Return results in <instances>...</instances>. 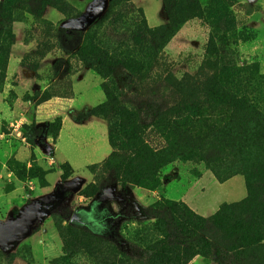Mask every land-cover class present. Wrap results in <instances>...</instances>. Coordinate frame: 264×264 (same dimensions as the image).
<instances>
[{
    "label": "rangeland",
    "instance_id": "374dc122",
    "mask_svg": "<svg viewBox=\"0 0 264 264\" xmlns=\"http://www.w3.org/2000/svg\"><path fill=\"white\" fill-rule=\"evenodd\" d=\"M63 1L71 8L68 16L55 5L45 6L44 0H0V63L7 66L6 77L0 78V223L16 221L27 207L39 210L41 216V223L31 235L0 244V264H155L163 248L168 255L175 252L173 258L178 255L182 264L188 244L182 242L174 248L165 226L145 212L163 202H182L183 194L194 183L195 193H200L195 197L198 212L188 209L195 215L209 218L222 204L237 201L239 197L231 196L227 186L217 183L209 170L223 160L176 161L162 170L155 184L143 186L114 176L112 165L109 169L99 168L97 178L77 165L76 177L84 182L74 179L67 183L72 174L59 185L57 174L48 178L49 169L43 168L53 151L48 126L43 128L34 121L37 108L43 104V93L50 88L60 96L69 94L72 75L84 69L78 52L63 50L62 31L86 34L103 18L86 28L80 24L64 28L78 20L94 0ZM162 1L151 3L154 13H158ZM181 2L170 0L173 12L194 10L196 4L208 12L203 19L188 20L164 45L173 85L164 88L163 84H148L117 69L118 86L128 99L157 111L161 104L188 99L184 93L174 91L177 84L204 86L216 76L219 82L231 86L264 87V0ZM38 9L44 11L42 17L33 15ZM76 13L80 17L73 19ZM130 19L110 18L101 30L105 46L118 52L154 47L147 34L135 35ZM59 99L61 105L58 109L56 104L54 110H68V101ZM52 110L47 108L46 113ZM39 127L42 133L33 145L30 139L39 133ZM190 211L180 207L179 218L185 221ZM259 257L264 259V254H252L248 260L223 257L214 250L211 257L198 256L188 264H252Z\"/></svg>",
    "mask_w": 264,
    "mask_h": 264
},
{
    "label": "trees",
    "instance_id": "16d2710c",
    "mask_svg": "<svg viewBox=\"0 0 264 264\" xmlns=\"http://www.w3.org/2000/svg\"><path fill=\"white\" fill-rule=\"evenodd\" d=\"M45 6L52 4L68 16L70 6L63 0H44ZM185 0H182L181 4ZM43 2V1H41ZM169 23L155 28L148 26L144 11L131 0H110L103 18L86 34L63 30V50L78 52L84 69L94 71L102 80L101 88L107 101L88 114L89 117L105 119L108 123L110 157L101 164L89 167L91 173L99 168L109 169L112 165L116 177L133 185L155 184L161 172L176 161L199 162L223 160L209 168L216 181L223 184L236 176H242L247 197L235 203H224L211 217L195 215L183 202H163L150 206L145 215L155 218L165 226L168 239L178 248L182 242L188 244L186 259L190 263L195 257L209 258L214 250L218 255L249 260L252 254H264V87L254 85L231 86L218 81L217 76L204 86L185 87L177 84L174 91L184 93L187 100L173 104H161L157 111L144 103H135L118 86L115 70L122 69L134 74L141 82L163 84L170 88L174 82L171 65L163 50L181 27L190 19H203L207 10L196 4L173 12L170 0H163ZM1 7V6H0ZM75 10L72 9V13ZM44 11L36 10L33 15L42 17ZM115 21L129 19L134 25L136 36L147 34L154 47L141 51H117L105 46L101 30L110 18ZM80 17L79 13L73 19ZM145 51V52H144ZM142 54L144 55L142 57ZM83 70V69H82ZM7 66L0 63V78L6 77ZM76 71L74 74L80 72ZM73 74V75H74ZM72 75V76H73ZM177 83V82H176ZM182 83V82H181ZM73 87L63 96L50 88L43 93V103L54 98L72 99ZM62 129V119L49 123L47 133L56 144ZM39 133L30 139L40 138ZM35 144V142H34ZM33 144V145H34ZM226 165H223V163ZM68 172L62 171V180H68L73 169L63 164ZM225 168L222 170V167ZM97 183V181H96ZM101 188L103 187L102 183ZM180 207L190 211L189 218H179ZM164 245V241H159ZM161 249L155 264H181L178 255ZM252 264H264L258 258Z\"/></svg>",
    "mask_w": 264,
    "mask_h": 264
},
{
    "label": "crops",
    "instance_id": "0c3cea01",
    "mask_svg": "<svg viewBox=\"0 0 264 264\" xmlns=\"http://www.w3.org/2000/svg\"><path fill=\"white\" fill-rule=\"evenodd\" d=\"M131 1L137 8L144 11L150 28L169 23V17L163 1L162 4L159 5L158 13H154L152 9L154 0ZM106 6H108L107 0H94L89 5L87 11L79 18L80 24L86 28V26L90 24L87 23V20H98L106 11ZM48 11L49 9L45 10L46 15ZM102 83L103 80L94 71L83 69L72 76L74 97L72 99H65L68 101V110L63 112H56V110H54L61 105V103L57 101L61 100L59 98H54L45 102L37 108L34 121L40 126H43V128L57 118L62 119V129L56 144L53 145L52 154L49 156L47 162L43 163V168L49 169L48 178L52 174H57L59 177L58 185L63 182L62 172L58 170L59 165L69 164L73 169V176L67 181V183H70L74 179L78 180L76 177L77 165L85 170H89L90 166L103 163L112 153V147L109 142L108 123L105 119L98 117H89L83 121L77 119L79 115L88 114L92 109L107 101L101 88ZM55 101L58 103H54ZM47 108H53L52 112L46 113ZM240 177L242 179H240ZM79 182L83 183L84 180ZM242 182L245 186L244 178L242 176H236L223 184H219L222 187L227 186L231 196L239 197L235 202H239L247 197V189L246 186L245 189L243 188ZM196 187L197 185L194 183L181 198L183 203L195 211L198 210L197 205H195V197L200 194H198V192L195 193ZM200 191L203 192L204 189H199V192Z\"/></svg>",
    "mask_w": 264,
    "mask_h": 264
},
{
    "label": "water",
    "instance_id": "95a60500",
    "mask_svg": "<svg viewBox=\"0 0 264 264\" xmlns=\"http://www.w3.org/2000/svg\"><path fill=\"white\" fill-rule=\"evenodd\" d=\"M108 6H106V11L102 16H104L107 12ZM102 16L100 18H102ZM96 21L87 20V23L93 24V22L95 23ZM79 24L80 22L78 19L72 23L65 25L64 28H73L74 26H78ZM75 218L76 215L73 217V220H75ZM40 223L41 216L39 210L34 211L33 207H27L22 213V216L16 221L8 223L6 225L0 223V244L4 246L28 237L33 233V231L38 227Z\"/></svg>",
    "mask_w": 264,
    "mask_h": 264
},
{
    "label": "flooded vegetation",
    "instance_id": "af4514ba",
    "mask_svg": "<svg viewBox=\"0 0 264 264\" xmlns=\"http://www.w3.org/2000/svg\"><path fill=\"white\" fill-rule=\"evenodd\" d=\"M76 217H77V215H76Z\"/></svg>",
    "mask_w": 264,
    "mask_h": 264
}]
</instances>
